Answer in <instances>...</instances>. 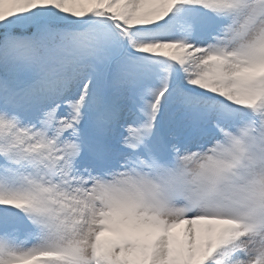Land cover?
<instances>
[{
  "label": "snow or ice",
  "instance_id": "1",
  "mask_svg": "<svg viewBox=\"0 0 264 264\" xmlns=\"http://www.w3.org/2000/svg\"><path fill=\"white\" fill-rule=\"evenodd\" d=\"M0 264H264V0H0Z\"/></svg>",
  "mask_w": 264,
  "mask_h": 264
}]
</instances>
